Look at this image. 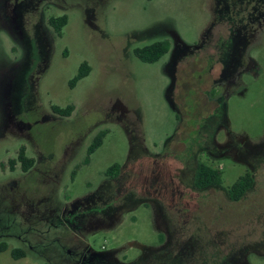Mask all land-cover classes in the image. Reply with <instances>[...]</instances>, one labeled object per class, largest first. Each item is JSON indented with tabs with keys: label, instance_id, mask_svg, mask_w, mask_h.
I'll list each match as a JSON object with an SVG mask.
<instances>
[{
	"label": "rangeland",
	"instance_id": "obj_1",
	"mask_svg": "<svg viewBox=\"0 0 264 264\" xmlns=\"http://www.w3.org/2000/svg\"><path fill=\"white\" fill-rule=\"evenodd\" d=\"M0 241V264H264V0H0Z\"/></svg>",
	"mask_w": 264,
	"mask_h": 264
},
{
	"label": "trees",
	"instance_id": "obj_2",
	"mask_svg": "<svg viewBox=\"0 0 264 264\" xmlns=\"http://www.w3.org/2000/svg\"><path fill=\"white\" fill-rule=\"evenodd\" d=\"M67 17L66 15H61L58 17H51L49 19L50 25L53 27L54 31L57 34L61 33L62 27L66 24ZM169 48V42L167 40H156L150 42L146 45L136 46L132 49L134 56H136L140 61L145 63H153L156 62L162 57ZM90 67L87 62H81L77 68L75 75L69 79L68 85L69 87H73L80 79L86 77L89 73ZM51 109L54 113L61 116L70 115L73 106L67 105L65 107H59L56 105L51 106ZM105 135L104 131L98 132L91 143L87 148V155L90 156L101 144L102 139ZM15 160H10V167L14 164ZM16 161L20 165V169L23 172H26L34 162L32 157H27L25 153V148L20 146ZM118 172V164L112 165L110 168L106 170V174L114 177ZM221 182V173L218 169L212 168L204 163H198L194 178L193 185L197 189H205L213 185H218ZM253 177L246 173L245 175L238 178L229 188H228V197L232 201L239 200L240 197L246 192V190L250 189L253 184ZM7 249V243L5 241H0V253ZM10 255L14 258H21L26 256V252L20 248H12L10 251ZM168 258L170 256L168 255ZM170 263L164 262L165 264H175L174 259L169 260ZM160 263V262H159ZM158 263V264H159ZM156 264V263H154ZM162 264V263H161Z\"/></svg>",
	"mask_w": 264,
	"mask_h": 264
}]
</instances>
